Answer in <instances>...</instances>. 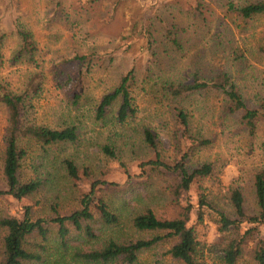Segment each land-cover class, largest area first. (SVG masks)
Wrapping results in <instances>:
<instances>
[{
  "label": "rangeland",
  "instance_id": "1",
  "mask_svg": "<svg viewBox=\"0 0 264 264\" xmlns=\"http://www.w3.org/2000/svg\"><path fill=\"white\" fill-rule=\"evenodd\" d=\"M229 2L244 5L260 0H16L0 2L1 27L10 31L14 21L22 22L32 31L37 45L35 71L45 74L44 91L33 105V119L37 125L58 128L66 121L79 126L77 144L52 149L45 160L57 179L53 183L60 192L59 214L67 215L79 207V201L96 182L109 183L103 195L109 198L112 209L121 216L125 237L139 239L152 234H139L128 228L129 220L145 209H151L159 219L174 220L181 205L192 209L191 224L197 232L201 255L205 264H224L222 248L217 244L221 235L211 219L224 213L235 219L229 196L239 188L244 196V208L254 215V178L264 168V124L254 137L238 125L234 117L222 112V97L216 93L196 96L182 104L188 110L192 133L211 143L195 149L186 159L188 168L212 163L213 175L195 181L188 191L176 198L175 178L159 171L144 173L140 161L155 157L142 138V128H149L157 137V146L168 164L179 163L178 140L170 113L180 103L161 97L157 84L165 78L185 80L194 71L210 75L226 71L244 95L255 100L264 96V55L257 49L264 45V15L244 20L227 13ZM117 7V8H116ZM231 16V17H230ZM174 32L178 46L168 34ZM149 32V33H147ZM221 39L217 40V36ZM147 38L150 41H147ZM16 38L11 36L4 49L5 62L0 68V83H9L20 92L26 67L8 65ZM80 59H75V57ZM66 69L74 78H82L85 95L78 107H73L57 87L54 74ZM135 71L131 88L137 113L124 124L115 121L116 103L101 123L93 121L94 110L107 93L119 85L130 70ZM160 79V80H159ZM153 93V95H151ZM7 127V113L0 103V189L4 191L2 176L3 136ZM113 149L116 158L108 157L103 146ZM65 148V149H64ZM42 152L35 149L23 164V179L35 177L34 167ZM63 157L73 158L77 175L69 177L61 166ZM107 189V188H106ZM47 198L37 194L21 201L0 195V218L23 214L32 208L31 219L50 215ZM200 197L208 203L197 218ZM57 226L50 225L47 251L43 261L33 264H86L75 259L61 247ZM264 237V226L261 228ZM6 232L0 230V253ZM102 241V240H101ZM178 242L170 239L139 256L136 264H183L167 256ZM98 246V245H97ZM84 250H88L84 248ZM253 246L246 248L238 264H255Z\"/></svg>",
  "mask_w": 264,
  "mask_h": 264
},
{
  "label": "trees",
  "instance_id": "2",
  "mask_svg": "<svg viewBox=\"0 0 264 264\" xmlns=\"http://www.w3.org/2000/svg\"><path fill=\"white\" fill-rule=\"evenodd\" d=\"M16 0H0L10 2ZM227 13L237 14L244 20H251L264 15V0L244 5L229 2ZM117 8V7H116ZM230 16V17H231ZM0 17V68L5 62L4 49L7 40L14 36L16 48L7 61L11 68L26 67L30 71L25 76V83L20 92L12 90L7 82L0 83V103L7 113V127L3 136V167L2 176L5 190L0 189V195L13 201L32 198L40 194L47 198L52 194L50 203L47 201L50 215L44 219H31L32 208L26 207L23 214L0 218V230L6 232L3 240L0 264H33L43 261L42 254L52 236L51 224L56 225L57 234L63 250L86 264H136L140 254L152 250L158 244L170 239L178 242L168 252L167 256L183 264H205L201 255L197 232L191 224L192 209L189 204L181 205L177 219H159L151 209L135 214L129 220L128 228L139 234H152L151 237L128 239L125 237L124 222L109 203V198L103 191L109 190V183L96 182L91 190L79 201V207L67 215L59 214L60 192L55 190L57 177L48 169L45 160L50 151L59 147L75 145L79 139V126L75 122H62L58 128L37 125L32 117L33 105L44 91L46 76L41 71H35L37 45L34 35L22 22L10 24V31L1 27ZM149 33V32H147ZM174 46H178L174 32L169 31ZM217 40L221 39L218 35ZM147 41H150L147 38ZM264 55V45L257 49ZM80 59V57H75ZM37 67V66H36ZM135 71L125 74L119 85L107 92L97 104L93 121L101 123L108 116L110 109L119 103L115 111V121L124 124L127 119L137 113L131 88L135 81ZM160 80V79H159ZM57 87L62 90L73 107H78L85 95L82 78H74L66 69H57L54 74ZM161 97L180 103L171 113L175 127V137L178 140L179 153L183 154L179 163L168 164L162 158L157 146V137L147 128H142V138L145 144L154 151L155 157L149 161H140L142 175L159 171L175 178V196L182 191H188L191 185L205 179L215 172L212 163H203L195 168H188L186 159L195 150L206 147L209 139H202L193 134L188 110L182 105L188 99L206 93H216L222 97V113L234 117L238 125L249 136L254 137L261 124H264V96L255 100L248 99L230 73L214 71L210 75H202L194 71L188 79L175 81L172 78L160 80L157 84ZM153 95V93L151 94ZM103 152L111 158H116L113 149L104 145ZM40 150L41 160L34 167L35 177L23 179V164L30 154ZM65 149V148H64ZM61 166L69 177L77 175V166L73 158L63 157ZM107 188V189H106ZM255 207L254 215H248L244 208V194L237 188L229 196L235 219H230L224 213H219L211 222L221 235L217 243L222 249L224 264H238L245 250L253 246L252 258L255 264H264V237L261 228L264 226V168L254 178ZM197 218L203 219L204 206L208 205L203 197L198 201ZM102 240V241H101ZM98 245V246H97ZM87 248L84 250L82 248Z\"/></svg>",
  "mask_w": 264,
  "mask_h": 264
}]
</instances>
